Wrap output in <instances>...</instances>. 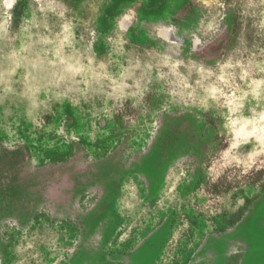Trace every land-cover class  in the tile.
I'll return each instance as SVG.
<instances>
[{
	"label": "rangeland",
	"instance_id": "1",
	"mask_svg": "<svg viewBox=\"0 0 264 264\" xmlns=\"http://www.w3.org/2000/svg\"><path fill=\"white\" fill-rule=\"evenodd\" d=\"M0 264H264V0H0Z\"/></svg>",
	"mask_w": 264,
	"mask_h": 264
},
{
	"label": "clouds",
	"instance_id": "2",
	"mask_svg": "<svg viewBox=\"0 0 264 264\" xmlns=\"http://www.w3.org/2000/svg\"><path fill=\"white\" fill-rule=\"evenodd\" d=\"M12 5L11 4H8L7 7H11Z\"/></svg>",
	"mask_w": 264,
	"mask_h": 264
}]
</instances>
